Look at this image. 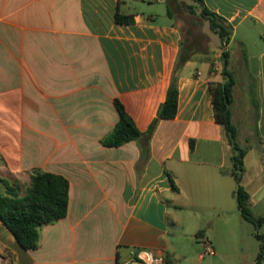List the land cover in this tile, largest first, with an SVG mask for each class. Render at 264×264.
Instances as JSON below:
<instances>
[{
    "label": "crops",
    "instance_id": "crops-1",
    "mask_svg": "<svg viewBox=\"0 0 264 264\" xmlns=\"http://www.w3.org/2000/svg\"><path fill=\"white\" fill-rule=\"evenodd\" d=\"M203 1L230 30L242 184L264 218V0ZM201 14L190 0H0V193L9 185L24 197L36 172L70 185L66 217L41 228L35 250L0 218V264H189L172 229L195 224L214 259L203 228L248 225L210 88L223 81L224 47ZM184 56L177 114L161 119ZM116 101L141 136L106 147Z\"/></svg>",
    "mask_w": 264,
    "mask_h": 264
},
{
    "label": "trees",
    "instance_id": "trees-1",
    "mask_svg": "<svg viewBox=\"0 0 264 264\" xmlns=\"http://www.w3.org/2000/svg\"><path fill=\"white\" fill-rule=\"evenodd\" d=\"M202 9V16L209 21L211 30L217 34L225 47L230 38V30L222 24L223 20L204 8L203 0H190ZM171 14V10L169 9ZM119 23H132L128 16L117 14ZM228 52L222 54V76L220 83H211V93L215 111V120L222 125L232 147V175L235 178V198L238 211L241 216L254 225L255 235L260 240V250L256 257V264H264V233L260 232L264 224V218L255 217L250 209V196L244 188V159L246 151L237 142V129L232 123L231 105L233 103L234 78L228 71ZM188 57H181L173 71L171 83L166 100L159 109L158 117L165 120L174 119L177 114L179 90V72L186 63ZM119 113V122L116 127L103 139L106 147H119L130 141L137 140L141 133L133 120L125 112L124 107L118 101L115 102ZM173 190L177 191L174 181L171 179ZM69 182L62 176L36 172L32 177L30 186L24 197H20L14 186L7 185V191L0 193V218L13 234L19 245L25 250H35L40 241V230L43 226L64 219L69 206ZM202 232L197 234V237ZM166 264H172L167 259Z\"/></svg>",
    "mask_w": 264,
    "mask_h": 264
},
{
    "label": "rangeland",
    "instance_id": "rangeland-1",
    "mask_svg": "<svg viewBox=\"0 0 264 264\" xmlns=\"http://www.w3.org/2000/svg\"><path fill=\"white\" fill-rule=\"evenodd\" d=\"M237 206L236 201L233 203ZM264 205L260 204L256 209H263ZM262 207V208H261ZM233 219L232 226L227 229L221 227L207 230V236L212 240L220 257L207 256L208 259L213 260L214 264H253L260 250V240L257 239L254 225L248 223L243 225L241 219ZM175 238L180 239V243L176 244L180 254L188 255L189 264H197L196 259L202 251V245L196 239L197 230L195 224H187L184 228L178 230L172 229ZM264 233V229H261Z\"/></svg>",
    "mask_w": 264,
    "mask_h": 264
},
{
    "label": "built area",
    "instance_id": "built-area-1",
    "mask_svg": "<svg viewBox=\"0 0 264 264\" xmlns=\"http://www.w3.org/2000/svg\"><path fill=\"white\" fill-rule=\"evenodd\" d=\"M225 49H226V46L224 47V51H226ZM219 64H222V63L219 62ZM214 254H215V250H214L213 246L211 244H209V243H204V253H203V255H210L211 256V255H214Z\"/></svg>",
    "mask_w": 264,
    "mask_h": 264
}]
</instances>
